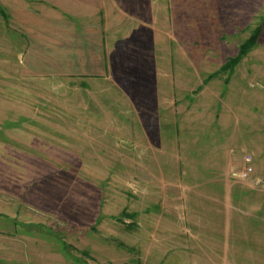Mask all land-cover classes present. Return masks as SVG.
Instances as JSON below:
<instances>
[{"label": "rangeland", "instance_id": "374dc122", "mask_svg": "<svg viewBox=\"0 0 264 264\" xmlns=\"http://www.w3.org/2000/svg\"><path fill=\"white\" fill-rule=\"evenodd\" d=\"M153 1L156 65L79 79L0 0V264H264V0Z\"/></svg>", "mask_w": 264, "mask_h": 264}, {"label": "crops", "instance_id": "0c3cea01", "mask_svg": "<svg viewBox=\"0 0 264 264\" xmlns=\"http://www.w3.org/2000/svg\"><path fill=\"white\" fill-rule=\"evenodd\" d=\"M37 1L41 8L24 6L11 11L13 29L24 39L20 65H33L47 76L79 79L104 78L115 65H156L143 49L155 47L157 33L154 29L146 32L142 24L156 1ZM152 92L147 95L151 99ZM261 220L259 216L256 221Z\"/></svg>", "mask_w": 264, "mask_h": 264}, {"label": "built area", "instance_id": "2783aa9c", "mask_svg": "<svg viewBox=\"0 0 264 264\" xmlns=\"http://www.w3.org/2000/svg\"><path fill=\"white\" fill-rule=\"evenodd\" d=\"M245 168L239 172H234L233 175L240 178H248L250 173L253 171V157L249 156L245 159Z\"/></svg>", "mask_w": 264, "mask_h": 264}, {"label": "trees", "instance_id": "16d2710c", "mask_svg": "<svg viewBox=\"0 0 264 264\" xmlns=\"http://www.w3.org/2000/svg\"><path fill=\"white\" fill-rule=\"evenodd\" d=\"M258 34H259V32L257 31V32H255L253 35H252V37L249 39V41L247 42V44H246V46L245 47H243V49H241V53L242 54H245V52H246V50L249 48V47H251L255 42H256V40H257V38H258ZM238 60V58H236L235 60H231L230 61V64L232 63V62H236ZM229 64V63H228ZM225 65L224 67L226 68V67H229V68H233L234 66L233 65Z\"/></svg>", "mask_w": 264, "mask_h": 264}]
</instances>
